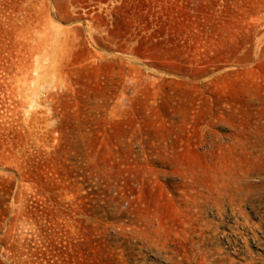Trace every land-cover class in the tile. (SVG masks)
I'll return each mask as SVG.
<instances>
[{"label": "rangeland", "instance_id": "1", "mask_svg": "<svg viewBox=\"0 0 264 264\" xmlns=\"http://www.w3.org/2000/svg\"><path fill=\"white\" fill-rule=\"evenodd\" d=\"M0 264H264V0H0Z\"/></svg>", "mask_w": 264, "mask_h": 264}]
</instances>
